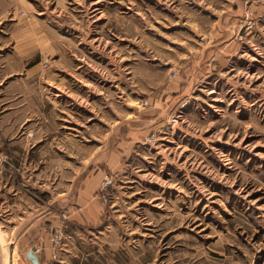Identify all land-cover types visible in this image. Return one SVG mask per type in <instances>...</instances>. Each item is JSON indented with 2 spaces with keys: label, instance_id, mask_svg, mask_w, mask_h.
I'll list each match as a JSON object with an SVG mask.
<instances>
[{
  "label": "rangeland",
  "instance_id": "obj_1",
  "mask_svg": "<svg viewBox=\"0 0 264 264\" xmlns=\"http://www.w3.org/2000/svg\"><path fill=\"white\" fill-rule=\"evenodd\" d=\"M7 234L45 264H264V0H0Z\"/></svg>",
  "mask_w": 264,
  "mask_h": 264
},
{
  "label": "crops",
  "instance_id": "obj_2",
  "mask_svg": "<svg viewBox=\"0 0 264 264\" xmlns=\"http://www.w3.org/2000/svg\"><path fill=\"white\" fill-rule=\"evenodd\" d=\"M14 244L15 246H13ZM18 247V242L14 238H10L8 234L5 240L4 238L3 240L0 239V264H19V260H21V264H33L28 258L30 250H27L25 253L16 252L15 249ZM36 254L39 264H45L46 259L50 255L48 251H41V249H37Z\"/></svg>",
  "mask_w": 264,
  "mask_h": 264
},
{
  "label": "water",
  "instance_id": "obj_3",
  "mask_svg": "<svg viewBox=\"0 0 264 264\" xmlns=\"http://www.w3.org/2000/svg\"><path fill=\"white\" fill-rule=\"evenodd\" d=\"M37 248H33L32 250L29 251L28 253V258L33 264H39L38 258H37Z\"/></svg>",
  "mask_w": 264,
  "mask_h": 264
}]
</instances>
